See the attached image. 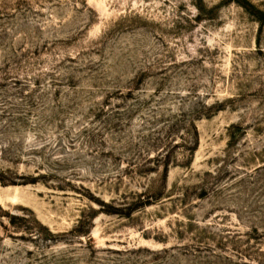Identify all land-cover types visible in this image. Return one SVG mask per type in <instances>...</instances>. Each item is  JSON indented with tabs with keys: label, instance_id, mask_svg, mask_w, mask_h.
Returning <instances> with one entry per match:
<instances>
[{
	"label": "rangeland",
	"instance_id": "obj_1",
	"mask_svg": "<svg viewBox=\"0 0 264 264\" xmlns=\"http://www.w3.org/2000/svg\"><path fill=\"white\" fill-rule=\"evenodd\" d=\"M0 264H264V0H0Z\"/></svg>",
	"mask_w": 264,
	"mask_h": 264
},
{
	"label": "trees",
	"instance_id": "obj_2",
	"mask_svg": "<svg viewBox=\"0 0 264 264\" xmlns=\"http://www.w3.org/2000/svg\"><path fill=\"white\" fill-rule=\"evenodd\" d=\"M188 150H189L188 152H191V151L194 152L196 149L189 148Z\"/></svg>",
	"mask_w": 264,
	"mask_h": 264
}]
</instances>
